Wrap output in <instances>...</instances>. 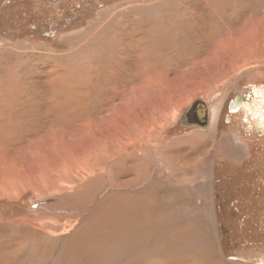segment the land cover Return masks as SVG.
Returning <instances> with one entry per match:
<instances>
[{"label": "rangeland", "instance_id": "374dc122", "mask_svg": "<svg viewBox=\"0 0 264 264\" xmlns=\"http://www.w3.org/2000/svg\"><path fill=\"white\" fill-rule=\"evenodd\" d=\"M153 1L0 0V264H264V42L222 62L229 33L264 23V0H193L203 13L187 14L203 22L176 39L171 88L156 95L131 92L135 75L166 63L126 35L169 13ZM217 42L224 68L208 55ZM126 89L145 102L128 101L121 127L103 142L81 128L112 119L95 115ZM254 90L262 97L234 114ZM196 99L211 107L205 128L183 122Z\"/></svg>", "mask_w": 264, "mask_h": 264}, {"label": "bare ground", "instance_id": "6f19581e", "mask_svg": "<svg viewBox=\"0 0 264 264\" xmlns=\"http://www.w3.org/2000/svg\"><path fill=\"white\" fill-rule=\"evenodd\" d=\"M186 3H183L181 2L180 0H178V6L177 5H174V3H172V0H155L153 1V5H150L149 7H153L154 6V9H160V10H165L166 9V5L169 6L168 8V14L165 15L164 18L162 19H157L155 18V20H152L151 23L152 26H149V29L147 31H143L141 30V27L144 26L143 25V21L142 20H139L137 22H134L133 23V26H134V30L135 31H127L128 33L126 34L127 37L129 38H136V44L140 43L141 40H147V46H149V49H148V52L149 53H144L146 56L148 55H152L155 53V55H152V57H157L160 62H164L166 63V66L164 65L163 68H162V71L163 72H157L156 74L154 75H151L149 73H146L143 75L142 77V74L137 73L138 76L135 75V77H138L137 79L141 80V83H137L138 85H134L132 88H131V92H132V89H138V91H140L141 89L143 90L145 88V86H143V84H146V85H151V89L153 87L157 88V91H153L152 93H155V95L160 92L162 94H164V92H167L170 90L171 88V84L172 82L169 81V80H166V79H169V75L168 73L169 72H172V68H170L171 66L170 65H167V63H170V62H173L170 59V53L172 52V50L176 49L178 47V41H176V39L179 40V43L180 41H183V33L185 32V30L189 29L191 26H193V24L195 23H198V22H203V19L201 18H198V19H194L193 18V14H187L190 7L192 8H195L196 6V11L198 12H201V14L203 13V11L201 10V8H203L202 6H200V9H199V4L197 2H194L193 0L192 1H187L185 0ZM205 3V2H203ZM202 3V4H203ZM189 4V5H188ZM207 5H210L212 4V7L215 6V7H218L220 5V2L219 1H210V3L206 2ZM205 6V5H204ZM191 12V11H189ZM197 13V12H196ZM195 13V14H196ZM199 17V16H198ZM249 23V22H248ZM247 23V24H248ZM171 24H176L175 26L171 25ZM180 24L182 25V27L180 29L179 26ZM200 24V23H198ZM169 26L170 27V30L168 31L166 28V26ZM196 26V25H195ZM194 26V27H195ZM251 31H252V35L249 36V33L248 32H245L244 35H248V36H242V37H238L236 39H231V36H233L231 33H229V37L227 38L228 40H230V45L227 47V49H229L225 54H224V58H223V64L224 63H231V59H235L236 62L239 58H241L243 56L244 53L246 52H249L251 50H253L255 47H258V45L261 43V42H264V23L262 21L259 20V22H256V24H253L252 26H249ZM137 28H139V30H136ZM167 33V35H166ZM248 33V34H247ZM189 36V35H188ZM142 37V39L139 40V38ZM135 44V45H136ZM138 47L140 46L139 44L137 45ZM114 48V47H113ZM160 48V49H159ZM159 49V50H158ZM224 48H221V45L219 44V42H217V49L216 51H212V53H209L208 55H211V58H213V60H218L220 61V63L218 64L220 66L221 64V60L219 59L218 57V53ZM112 50V49H111ZM114 51V50H113ZM120 51V50H119ZM143 51V50H142ZM117 52V51H115ZM111 53V52H110ZM114 53V52H113ZM118 53V52H117ZM124 53V52H123ZM116 54V53H115ZM228 54L230 55L229 57ZM194 56V53L192 54ZM119 56L118 54L116 55V57ZM115 57V58H116ZM120 57V56H119ZM125 57V56H124ZM123 57V58H124ZM140 57V56H139ZM108 58V57H107ZM122 58V57H121ZM231 58V59H229ZM97 59V58H96ZM109 59V58H108ZM120 59V58H119ZM119 59H116V60H119ZM208 60V59H207ZM110 61V60H109ZM138 61V60H137ZM177 61H180V60H177ZM183 61V59H182ZM181 61V64L180 66L183 67V62ZM206 61V60H205ZM208 62V61H207ZM206 62V63H207ZM111 63V62H110ZM210 63V61H209ZM217 63V62H216ZM215 63V64H216ZM217 65V66H218ZM230 65V64H229ZM127 66V65H126ZM140 66V65H139ZM120 67V66H119ZM220 67H226V66H220ZM228 67V66H227ZM146 68V67H145ZM144 69V67H143ZM147 69V68H146ZM129 70V69H128ZM148 70V69H147ZM219 70V69H218ZM112 70H109L108 72L111 73ZM139 71V70H138ZM143 71V70H142ZM141 71V73H142ZM144 72V71H143ZM147 72V71H145ZM167 72V73H166ZM80 75H83L82 72L81 73H78ZM136 74V73H135ZM104 75V74H102ZM114 75V74H113ZM120 75V74H119ZM162 75H166L168 77H163ZM187 75V73L185 74V76ZM124 76V75H122ZM176 78L178 75H174ZM109 77V76H108ZM173 77V78H175ZM87 78V77H86ZM90 78V77H88ZM122 78V77H121ZM166 78V79H165ZM84 80V79H83ZM86 80V79H85ZM103 80V79H102ZM124 80V79H123ZM178 80V79H177ZM180 80V79H179ZM178 80V81H179ZM79 80H77L76 82H78ZM100 81V80H99ZM83 82V81H82ZM81 82V83H82ZM103 83V82H102ZM106 83V82H105ZM104 83V85H105ZM134 82L133 81H130V84H133ZM100 82H99V85H96V88H98L100 86ZM109 84V83H108ZM129 82H124L121 80V84L120 85H125L124 87L128 88V85H130ZM113 88H115L112 93H115V91L117 90V86L113 84L112 86ZM144 87V88H143ZM130 88V87H129ZM147 88V86H146ZM121 89V87H120ZM154 89V88H153ZM135 90L133 92H135ZM121 97L119 98V103L116 104L115 102L112 101L111 98L108 99V101L105 103L106 105L109 104L110 107L109 108H106V105L103 106L102 109H100V112H98L95 116V119L98 120V121H102L103 117H101L103 114L105 113H112L114 114V112H116L117 114L114 115V117H112V119L110 118L111 116H109L108 118H110V120H105L102 122V124L99 126L97 125V122L93 123H90V122H86V123H83L81 125V128H88L89 132H94V134L97 135L98 137V141L100 142H103L101 141V134L103 135L102 131L105 129V131H109L111 128V130L113 131V125L116 121L117 123V127H121L123 123L122 122V118H124V115L122 116L123 112L126 111V108L125 106L127 105L128 101H131V106H138V105H142L145 101H141V100H134L133 99V96H128V89L126 90H121ZM261 91V90H260ZM146 93V92H145ZM120 94V93H119ZM150 95V94H149ZM154 95V96H155ZM259 96L262 97V94L257 90V91H252V93L250 94H247V95H243V96H239L234 102L233 104L231 105L230 109L232 112H234V114H237V112L239 113L241 110H243L244 107H246L249 102L253 99H256L258 98ZM142 97V96H141ZM256 97V98H255ZM141 99V98H140ZM246 104V105H245ZM129 106V105H128ZM247 108V107H246ZM259 108V107H258ZM261 108V107H260ZM259 108V109H260ZM104 109V111H103ZM107 109V110H105ZM141 109L139 108H136V111L134 113H138L140 112ZM261 111V110H260ZM260 111H257L255 110V116H260L262 115L263 116V113H259ZM95 114V113H94ZM111 114V115H112ZM137 114V116H138ZM136 116V115H135ZM121 117V119H120ZM139 119V117H137ZM113 120V121H111ZM115 127V126H114ZM101 128V129H100ZM102 130V131H101ZM110 130V131H111ZM117 130V129H116ZM87 131V130H86ZM86 131H82L81 132H86ZM109 131V132H110ZM77 132V131H76ZM116 133V132H115ZM107 134V133H105ZM64 135V134H63ZM80 135V134H79ZM43 136V135H42ZM92 136V135H91ZM41 138V137H40ZM43 138V137H42ZM41 138V139H42ZM40 139V140H41ZM44 139V138H43ZM45 140V139H44ZM59 140V139H57ZM47 141V140H46ZM49 142V141H48ZM36 143V142H35ZM40 143V142H39ZM75 143H78L76 145H74V150L71 149L69 152L73 153V154H77L76 152L79 151V148H80V145H83L82 143H80L79 141H75ZM37 144V143H36ZM51 145V144H50ZM58 145V144H57ZM38 146V145H37ZM60 146V145H58ZM62 147V146H61ZM72 147V148H73ZM83 148V147H82ZM80 148V150L82 149ZM57 149V148H56ZM59 149V147H58ZM67 149V148H66ZM69 150V149H68ZM40 152V150H39ZM49 152V151H48ZM16 153V152H15ZM35 153L37 154V150L33 152V155L32 156H35ZM14 154V153H13ZM43 154V156H45L46 158L44 159L43 156H40L43 158L44 161L48 162L49 163H53V161H56V162H60V156L56 155V154H50L47 156L44 154V153H41ZM66 154V153H65ZM54 156V159L51 160V157ZM123 159V158H122ZM32 160V159H31ZM40 160V159H39ZM41 161V160H40ZM43 162V161H42ZM53 165H55L53 163ZM128 186L130 187L131 184L127 183ZM184 264V263H182Z\"/></svg>", "mask_w": 264, "mask_h": 264}, {"label": "water", "instance_id": "95a60500", "mask_svg": "<svg viewBox=\"0 0 264 264\" xmlns=\"http://www.w3.org/2000/svg\"><path fill=\"white\" fill-rule=\"evenodd\" d=\"M211 118V107L201 99L195 102L183 115V122L187 125L207 127Z\"/></svg>", "mask_w": 264, "mask_h": 264}, {"label": "flooded vegetation", "instance_id": "af4514ba", "mask_svg": "<svg viewBox=\"0 0 264 264\" xmlns=\"http://www.w3.org/2000/svg\"><path fill=\"white\" fill-rule=\"evenodd\" d=\"M53 1H58V2H61L62 0H53ZM64 15H65V13H63ZM67 15V14H66ZM69 15V14H68ZM49 30H53V29H60V27H61V24H62V20H56L55 22H54V20H51V21H49Z\"/></svg>", "mask_w": 264, "mask_h": 264}]
</instances>
